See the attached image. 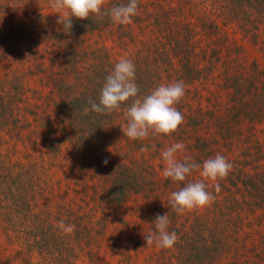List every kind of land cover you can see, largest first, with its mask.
I'll use <instances>...</instances> for the list:
<instances>
[{
    "label": "trees",
    "instance_id": "trees-1",
    "mask_svg": "<svg viewBox=\"0 0 264 264\" xmlns=\"http://www.w3.org/2000/svg\"><path fill=\"white\" fill-rule=\"evenodd\" d=\"M223 1L225 13L221 18L231 22L241 30L245 39L264 50V0ZM128 2L129 0H105L103 10L126 5ZM174 11L177 10L166 8L162 2L154 5L147 0H138L137 15L132 17V23L128 25L115 24L107 15H93L83 20L73 17L71 33L66 34L62 26L56 23L58 14L51 8L50 0H0V14L6 15V18L0 17L1 56L16 62V66L4 74L17 72L0 79V132L6 131L11 136L10 139L0 136V196L1 203L6 202L13 208L7 217L14 214V207L19 201L25 202L27 214L30 210V218L26 221L27 234L22 243V248L28 252L24 255L16 254L15 260H19V264H138V261L142 264L141 259L151 247H146L140 236L128 233L126 228L130 229V226L126 220L122 219L121 222L125 229H116L126 235V239L122 235L111 239L107 233L112 219L108 223L103 216L60 218V209L68 198H63L69 192L66 183L72 178L71 175L63 178V183L58 181L47 185L58 187L59 201L48 194L44 196V193V201H40L38 196L42 192L41 181L44 176L40 169L49 164V176L46 177L52 176L50 172H54L56 168V156L65 151L62 139H59L60 148L49 143L61 137L54 133L55 117H59L58 128L67 142L73 132L75 135L80 134L77 138L89 152L93 146L85 137L91 141L95 137L100 140L102 130L104 135V129L108 126L116 125L118 129L126 125L123 113L135 98L108 114L93 111L89 103L90 100L98 103L106 77L121 57H127L136 67L135 83L139 88L137 98L150 94L161 84L183 81L185 95L175 105L183 114V123L171 135H161L170 141L186 132L183 131L184 125L187 126L185 119L189 117L186 112L192 103L185 98L188 95L192 97V88L197 90L196 84H200V81L209 82L219 75L229 78V75L226 74V68L222 69L220 62L224 53L218 51L216 55L208 54L200 45L203 40L200 29L192 25V22L181 21ZM23 14L21 22L15 21ZM204 25L209 30L207 23ZM58 28L61 30L58 31ZM244 46L236 44L235 53L239 58V54L247 49ZM240 63L238 77L227 87L235 98L231 101V107H238V110L244 111H241L242 114L245 113L243 115L254 121L256 117L262 116L256 115L253 108L256 107L258 112L261 109L262 115L264 114V83L255 81V78L264 79V62L254 58ZM33 76L47 88L50 101H59L60 112L56 116L48 113L40 117L41 123H49L43 124L41 129L31 128L32 133L39 134L37 139H23L25 134L22 130L29 126L22 123V118L26 108L31 107L28 85ZM210 92L213 97L207 100L212 106L209 107L208 116L209 121H213L217 110L222 109V106L215 91ZM253 94L260 95L258 99L250 98ZM192 119L194 120L191 118L190 122ZM196 121L199 122V119L191 127H197ZM228 129L231 131L230 127ZM119 136L128 139L123 132ZM39 138H42L43 146L47 147L48 144L52 150L47 148L45 152L41 149L37 141ZM20 145L24 147L25 157L24 160L19 159L20 166L17 164L16 167L14 156L11 155L16 150L15 155L19 154ZM66 156L68 155L65 154L64 158ZM257 175L254 174L258 177L256 185H252L257 191L254 205L263 207L258 203H264V189L259 188L261 184L264 185V179ZM50 179L52 180L51 177ZM252 180L247 176L244 186L250 187L247 184L250 181L252 183ZM73 182L71 181V186ZM24 184L27 187H20ZM119 191L112 192L111 195H115L112 201L117 199L116 203L121 204L126 199L128 190L121 188ZM139 191L135 190L134 194H140ZM52 205H55L56 210L51 208ZM239 219L237 222L232 220L227 230L223 228L214 233L215 239L207 245L200 244L193 238L187 242L189 232L185 237L183 234L184 242L180 248L184 253L179 255L181 258L177 256L176 259L189 261L187 264H264V216L254 220ZM61 220L66 225H74V231L62 232L58 228ZM236 227L244 231L243 236L235 238ZM133 229L138 231L141 227L135 226ZM154 246L152 252L155 251ZM157 255L150 254L144 264H166L160 262ZM7 261L8 264H15L11 259Z\"/></svg>",
    "mask_w": 264,
    "mask_h": 264
},
{
    "label": "rangeland",
    "instance_id": "rangeland-1",
    "mask_svg": "<svg viewBox=\"0 0 264 264\" xmlns=\"http://www.w3.org/2000/svg\"><path fill=\"white\" fill-rule=\"evenodd\" d=\"M147 1L154 3V5L162 2L166 8L176 9L174 14L181 21L194 23L192 25L200 29L203 37L200 45L208 51V54L215 53L214 55H216L218 51L224 53L220 62H222V69L226 68V74L229 75V78H226L225 75H219L217 78L210 79L209 82L200 81V84H196L197 90L192 88L193 90L190 92L192 97L188 95L185 98L186 101L192 103L191 108H188L186 112L189 115L185 119L187 126L184 125L183 127V131L186 130V132H182L176 139L171 138L170 141H167L161 134H150L143 142L120 138L121 127L117 129L115 125L104 129L105 136L102 134V130L100 140L95 137L91 141L85 137V140L91 142L93 146L89 152L83 142L77 138L80 134L75 135L73 132L72 136H69L70 141L67 142L61 133V129L58 128L59 117H55L56 128L54 133L61 137L49 143L60 148L59 139H62L61 144L65 151L56 156L54 164L56 168H54V172H50L52 180L50 177H46L49 176V164L41 167V174L44 176L43 181H41L43 184L41 186L42 192L38 199L44 201V197H42L44 193V196L48 194L49 197H56V200L59 201L60 190L58 187L55 185V189L51 185H47L61 181L66 176L71 175L72 178L66 183L69 192L63 198H68L64 207L60 209V215H62L60 218H99L103 216L102 218H107L105 221L108 223L112 219L107 233L111 239L121 235L126 239V235L116 230L125 229L121 223L124 219L130 226V229L126 228L128 233L135 237L140 236L145 241L144 234L153 229L156 216L168 214V231L176 233L178 238L176 243L168 249L153 245L155 251L152 252L153 247L148 249L149 252L141 259V263L144 264L150 254H159L157 256L162 263L187 264L189 261L181 260V262L176 259L177 256L184 253L180 248L181 243L184 242L183 234L185 237V234L189 232L187 242L193 238L198 243H206L207 245L215 239L214 233L223 228L227 230L232 220L235 222L240 220L239 218L254 220V218L264 216V203L262 201L258 203L263 207L254 205L257 191L252 186L256 185L258 180L254 174H258L257 176L260 175L264 179V114L262 115L261 109L258 112L255 107L253 108L255 114H261L262 118L256 117L254 121L249 120L246 115H243L245 113L242 114L244 111L238 110V107H231V101L235 98L231 96V89L227 88L230 82L238 77L240 62L252 61L254 58L264 62V50L256 46L251 40L245 39L241 30L235 28L231 22L221 18L225 13L223 0ZM0 17L6 18V15L0 14ZM22 17L24 14L15 21L21 22ZM224 17L226 18V15ZM221 19H224L223 22ZM206 23L209 30H206L207 26L204 25ZM236 44L245 45L244 48H247L239 54L240 58L235 53ZM1 55L2 52H0V79L9 74H16L17 72L4 74L10 68H14L16 62L15 60L3 59ZM36 76L38 78V73ZM33 79L28 85L31 107H27L24 111V117H21L22 123L29 126L22 130L25 134L23 139H37L39 134L32 133L31 128L41 129L43 124L49 123H41L40 117L48 113L56 116L60 112L59 101L57 103H54L55 100L50 101V93L47 88L34 76ZM255 81L260 84L264 83L262 78H255ZM210 91H215L222 106V109L217 110L216 118L213 121H209L208 116L209 107L212 106L207 100L213 97ZM258 95L260 94H253L250 98L258 99ZM191 118L194 120L192 119L190 122ZM197 118L199 119V122L196 121L197 127H191ZM117 119H119V115ZM229 127L231 131L228 129ZM0 136L6 139L11 138L9 134H6V131L0 132ZM37 141H39V147L45 152H47V148L52 150L50 145L47 144V147L42 145V138ZM178 142L186 146L185 152L178 154L180 159L187 155L193 161L202 164L205 159L221 154L233 165L228 176L218 181L219 193H215L214 187L209 189L215 195V200L212 203L186 211L183 214H177L171 210L168 204L169 195L171 192L186 186L187 183L201 179V177L199 172L193 171L185 181L174 182L171 179L163 178L161 175L164 165L160 152ZM16 152L11 156H14L13 160L17 167L19 159L24 160V147L20 145L17 156L15 155ZM65 154L68 156L64 158ZM106 159L107 165L104 164ZM247 176L253 179L252 183L250 181L247 184L250 187L244 186ZM71 181H74L72 186ZM61 182L63 183V181ZM20 187L27 186L24 184ZM121 188L128 190V195L124 202L118 204L116 203L117 199L112 201L115 195L111 194L116 191L120 192ZM259 188L264 189V185L261 184ZM137 189L140 190V194L138 192L134 194ZM51 208L56 210L55 205H52ZM12 211V205H8L6 202L1 203L0 196V264H5L8 259L19 264V260H15L16 254L21 255L23 253L24 255L28 252L27 249L22 248V243L27 234L26 221L27 218H30V210L27 214L25 202L19 201L14 207V214L7 217ZM64 212L67 213L63 216ZM135 226H140L141 229L135 231L133 229ZM243 232L242 229L239 230L236 227L235 238L243 236ZM185 252L187 253V250ZM138 264H140L139 261Z\"/></svg>",
    "mask_w": 264,
    "mask_h": 264
},
{
    "label": "clouds",
    "instance_id": "clouds-1",
    "mask_svg": "<svg viewBox=\"0 0 264 264\" xmlns=\"http://www.w3.org/2000/svg\"><path fill=\"white\" fill-rule=\"evenodd\" d=\"M105 0H50V6L58 14L57 25L62 26L63 32L71 33L72 18L88 19L90 16L107 15L113 23L128 25L132 17L137 15L138 0H129L126 5L113 6L104 11ZM61 30L58 28V31ZM136 67L127 57L119 58L114 69L106 77L98 103L89 101L91 109L97 113L108 114L119 110L124 102L132 98L133 102L124 110L125 126H120L124 136L131 140H143L150 134L171 135L183 123V114L176 108V104L185 95L183 81H173L161 84L150 94L137 98L139 88L135 83ZM183 143H174L160 152L163 161L161 175L174 182H183L193 171L199 172L201 179L189 182L186 186L170 193L168 204L172 211L183 214L209 205L215 200L213 191L219 193V180L228 176L233 165L221 154L205 159L202 164L184 155L182 159L178 154L185 152ZM147 150V149H144ZM107 159L104 164L107 165ZM215 182V183H212ZM126 218V217H125ZM153 229L144 234L146 247L153 245L168 249L177 241L175 232H169V216L157 215L153 222ZM58 228L64 233H72L74 225H66L63 220Z\"/></svg>",
    "mask_w": 264,
    "mask_h": 264
}]
</instances>
